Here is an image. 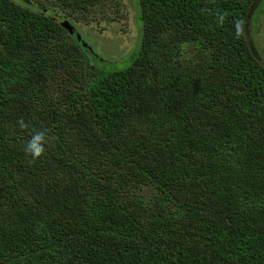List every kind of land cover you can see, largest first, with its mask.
I'll return each instance as SVG.
<instances>
[{
  "label": "trees",
  "instance_id": "obj_1",
  "mask_svg": "<svg viewBox=\"0 0 264 264\" xmlns=\"http://www.w3.org/2000/svg\"><path fill=\"white\" fill-rule=\"evenodd\" d=\"M137 4L98 70L123 0H0V264H264V0Z\"/></svg>",
  "mask_w": 264,
  "mask_h": 264
},
{
  "label": "rangeland",
  "instance_id": "obj_2",
  "mask_svg": "<svg viewBox=\"0 0 264 264\" xmlns=\"http://www.w3.org/2000/svg\"><path fill=\"white\" fill-rule=\"evenodd\" d=\"M126 6L125 19L108 24L93 23L77 24V33L87 45L93 44L92 50L101 55L97 62L98 70L122 68L133 57L135 44L138 47L141 39V22L138 20L137 0H123ZM264 7V4L262 5ZM55 14H58V12ZM76 26V24H74ZM251 27V38L254 45L261 51L264 59V14L259 15V28L254 32ZM137 42V43H136ZM137 47H135L137 49ZM98 56V55H97Z\"/></svg>",
  "mask_w": 264,
  "mask_h": 264
},
{
  "label": "flooded vegetation",
  "instance_id": "obj_3",
  "mask_svg": "<svg viewBox=\"0 0 264 264\" xmlns=\"http://www.w3.org/2000/svg\"><path fill=\"white\" fill-rule=\"evenodd\" d=\"M262 12H263V14H264V7H263V6L261 7V11H260V13H262ZM260 13H259V15H260ZM62 20H63V19H62ZM62 20H61V21H62ZM64 21L67 23L68 26L70 25V26L72 27L71 30H72L73 33H72L71 35H74V36H75L76 33H77V31H76V29H77V24H82V23L77 22V21H75V20H73V19H69V18H67L66 20H63L62 23H63ZM96 23H99V22H96ZM74 24H76V26H75ZM92 24H93V23H92ZM82 25H84V24H82ZM71 27H70V28H71ZM77 34H78V33H77ZM82 40H84V39L82 38ZM83 42H84V41H81L80 43L82 44ZM87 44H89V43H85V42H84V45H82V46H84V47H86V48L88 49V50L85 49V50L87 51L88 55L91 56V57H93V58H97V59L99 60V59L101 58V55L98 54L95 50H92V47H91V46H92L93 44H91V46H89V45H87ZM89 50H90V51H89ZM97 55H98V56H97ZM94 56H95V57H94Z\"/></svg>",
  "mask_w": 264,
  "mask_h": 264
},
{
  "label": "clouds",
  "instance_id": "obj_4",
  "mask_svg": "<svg viewBox=\"0 0 264 264\" xmlns=\"http://www.w3.org/2000/svg\"><path fill=\"white\" fill-rule=\"evenodd\" d=\"M40 138H41V137H40L39 135H37V136L34 138L33 142L30 143L29 146H28L29 149L32 150L34 156H35V155H38L39 152L41 151V148H40V147L38 146V144L36 143L37 141L40 140Z\"/></svg>",
  "mask_w": 264,
  "mask_h": 264
},
{
  "label": "water",
  "instance_id": "obj_5",
  "mask_svg": "<svg viewBox=\"0 0 264 264\" xmlns=\"http://www.w3.org/2000/svg\"><path fill=\"white\" fill-rule=\"evenodd\" d=\"M62 25L68 30V32H69L70 35L73 33L72 30H71L72 27H71L70 25L68 26L67 23H66L65 21L62 23ZM70 27H71V28H70ZM76 40H77V41H80V42L82 41V40H81V36H80L79 34L76 35ZM82 45H84V42L82 43Z\"/></svg>",
  "mask_w": 264,
  "mask_h": 264
}]
</instances>
